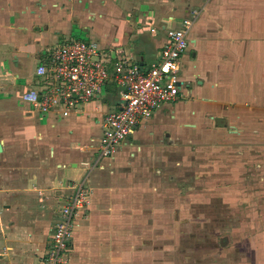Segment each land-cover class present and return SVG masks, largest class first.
Here are the masks:
<instances>
[{"label": "crops", "instance_id": "obj_1", "mask_svg": "<svg viewBox=\"0 0 264 264\" xmlns=\"http://www.w3.org/2000/svg\"><path fill=\"white\" fill-rule=\"evenodd\" d=\"M3 1L0 264L44 259L57 207L81 179L91 202L77 214L70 264H264V0ZM194 8L180 97L93 166L116 82L67 117L21 98L37 64L74 36L150 67Z\"/></svg>", "mask_w": 264, "mask_h": 264}, {"label": "built area", "instance_id": "obj_2", "mask_svg": "<svg viewBox=\"0 0 264 264\" xmlns=\"http://www.w3.org/2000/svg\"><path fill=\"white\" fill-rule=\"evenodd\" d=\"M199 9H192L178 27L167 30L160 57L142 68L125 49L103 46L98 41L71 37L54 46L35 70L37 84L21 92L42 115L67 117L98 98L109 82L120 89L117 108L103 114V132L98 139V158L114 155L125 139L165 102H174L181 91V57L189 46V34ZM71 195L57 207V220L46 256L39 264H70L69 251L81 209L91 202L85 179L74 181Z\"/></svg>", "mask_w": 264, "mask_h": 264}, {"label": "rangeland", "instance_id": "obj_3", "mask_svg": "<svg viewBox=\"0 0 264 264\" xmlns=\"http://www.w3.org/2000/svg\"><path fill=\"white\" fill-rule=\"evenodd\" d=\"M9 1V0H8ZM4 1L3 0H0V27H4V28H8V27H10L9 26V24H12L11 22H10V17L12 16L10 13L12 12L11 10H9L8 9V7H7V9L5 8H3L4 6H6L4 3H3ZM75 37V36H74ZM105 92V89H104V91H103V93ZM81 167H83L82 165H81ZM78 175V174H77ZM251 210L250 209H248V213H251L250 212ZM245 215H246V213H244ZM251 217V216H250ZM249 225H251V223H249ZM248 227V226H247ZM247 228H246V226H244V230H245V232L247 231L246 230ZM243 230V231H244Z\"/></svg>", "mask_w": 264, "mask_h": 264}, {"label": "flooded vegetation", "instance_id": "obj_4", "mask_svg": "<svg viewBox=\"0 0 264 264\" xmlns=\"http://www.w3.org/2000/svg\"><path fill=\"white\" fill-rule=\"evenodd\" d=\"M189 47V46H188ZM187 50V49H186ZM185 53V52H184ZM183 53V54H184ZM183 56V55H182ZM182 67H183V64H182V57H181V70H182ZM182 81V80H181ZM181 86H182V83H181Z\"/></svg>", "mask_w": 264, "mask_h": 264}, {"label": "water", "instance_id": "obj_5", "mask_svg": "<svg viewBox=\"0 0 264 264\" xmlns=\"http://www.w3.org/2000/svg\"><path fill=\"white\" fill-rule=\"evenodd\" d=\"M0 148H1V145H0Z\"/></svg>", "mask_w": 264, "mask_h": 264}]
</instances>
